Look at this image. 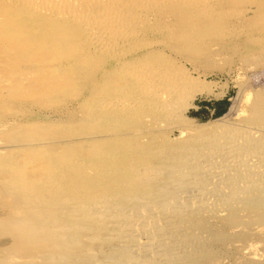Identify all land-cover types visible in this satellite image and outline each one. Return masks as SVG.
<instances>
[{
  "label": "bare ground",
  "instance_id": "6f19581e",
  "mask_svg": "<svg viewBox=\"0 0 264 264\" xmlns=\"http://www.w3.org/2000/svg\"><path fill=\"white\" fill-rule=\"evenodd\" d=\"M200 1L204 0H0V45L17 47L20 42L27 45V35L36 30L33 33H42L31 39L29 45L65 49L74 42L66 36L67 30L73 28L80 30L87 47L98 51L113 40L117 41L113 44H124L134 36H141L147 30L145 24L161 16L164 8L175 17L184 16L187 12L182 11L183 6L188 10ZM203 9L200 14L196 10L198 15L189 14L187 23L201 25L211 18L208 9L201 14L206 11ZM86 17L89 23L83 20ZM261 17L264 18V13ZM189 36L191 41L196 38ZM155 69L132 72L136 81L144 82L135 90H148L145 85L153 87L157 81L162 85L164 73L168 72L160 67ZM142 77H147V81ZM179 86H174L175 91L153 87L149 94L176 92ZM166 89L169 91L165 92ZM163 95V104L151 103L155 104L151 108L163 117H177L173 124L179 129L178 137H169L166 130L172 125L162 127L161 122L159 127L148 123L125 131L111 129L97 135L83 132L77 137L28 145L35 150H47L39 153L41 157L54 151L61 160L59 165L55 160L54 164L32 162L23 169L29 172L24 177L32 180L41 174L51 175L46 188L53 190L59 186L68 195L58 201L51 198L57 214H52L50 207L39 208L34 217L38 222L32 214L34 223L23 221L16 225L19 248L24 251L25 243L34 248L25 254L24 259L33 260L30 264H192L194 258L202 256L216 260L203 244L201 218H223L231 225H264V92L254 94L251 104L247 102L248 115L240 123L195 124L206 129L202 132L196 126L189 128L182 123L176 116L179 107L173 112L176 114L169 112L174 110L172 105L178 92L175 96ZM114 105H120L114 98L99 103L100 109ZM51 144L60 147L44 148ZM29 198L36 203L34 196ZM222 234L212 236L219 238ZM92 245L97 246V256ZM37 259L40 261H34Z\"/></svg>",
  "mask_w": 264,
  "mask_h": 264
},
{
  "label": "rangeland",
  "instance_id": "374dc122",
  "mask_svg": "<svg viewBox=\"0 0 264 264\" xmlns=\"http://www.w3.org/2000/svg\"><path fill=\"white\" fill-rule=\"evenodd\" d=\"M262 1L204 0L196 7H187L188 10L193 9L192 12L183 6L182 11L187 13L184 16L177 14L176 17L164 8L161 14L159 12L161 16L157 15L150 24H145L147 30L141 36L130 38L128 43L119 42V45L113 44L117 41L112 39L114 42H109H113V45L106 44L107 47L103 46L98 51L87 47L80 30L73 28L67 30L66 36L74 42L65 49L29 45L31 39L42 33H33L36 30L27 35V45L24 42L17 44V47L0 45V264H30L33 260L24 259L25 254L34 248L28 247L30 244L25 241L24 251H30L24 252L19 248V227L16 229V225L23 221L38 222L34 217L40 209L52 208L53 199L58 201L67 198L59 186H53V190L46 188L51 175L41 174L32 180L24 177L29 172L23 169L32 162L37 165L42 162L54 164L55 160L59 165L61 160L54 155V151L47 157H41L39 153L47 150H35L29 144L47 139L77 137L83 132L97 135L111 129H117L113 132L125 131L148 123L159 127L161 122L162 127L172 125L168 126L166 133L175 138L180 135L179 129L173 124L177 119L173 112L178 107L176 116L189 128H197L201 122L215 121L231 126L240 123L248 115L252 96L264 92ZM194 8L198 9L199 14L203 8L206 11H201V14L208 9L211 18L201 25L194 22L193 25L192 21L187 23L189 14H197ZM86 19L83 20L89 23L90 19ZM190 33H196V36ZM189 35L192 39L196 38L191 41ZM159 67L168 72L164 73L166 79H162L165 85L157 81L152 84L153 87L157 89L163 86L175 91V87L181 85L176 92L159 95L160 91L157 90L158 94H149L152 91L149 89L153 88L149 85H145L149 89L143 92L135 90L139 84L141 88L144 82L135 80L134 70L146 72L147 69L159 70ZM144 79L147 81L148 78ZM177 90L182 92L180 97H177ZM201 92L212 94L208 96ZM163 94L176 95L177 98L172 105L174 110L169 111L173 116H164L166 119L151 108L153 103L164 101ZM185 97L190 100L191 106H185L189 104L188 101L183 104L186 102ZM113 98L121 106H103L100 109L99 103ZM148 98H153L150 99L153 102ZM223 101L227 102L224 112L216 114L210 104ZM59 147L58 144H51L44 148L55 150ZM31 196L37 199V204L30 200ZM51 213L58 212L52 208ZM32 214L35 221L31 219ZM199 223L205 239L203 244L217 259L202 256L194 258L192 264H264L263 224L259 227L254 223L231 225L226 219L211 216H204ZM217 232L223 234L219 238L213 237ZM91 248L97 256V246L92 245ZM34 261L39 262L40 259Z\"/></svg>",
  "mask_w": 264,
  "mask_h": 264
},
{
  "label": "trees",
  "instance_id": "16d2710c",
  "mask_svg": "<svg viewBox=\"0 0 264 264\" xmlns=\"http://www.w3.org/2000/svg\"><path fill=\"white\" fill-rule=\"evenodd\" d=\"M226 104L227 102H215L210 104L212 106V109H214V111H216V114H221L224 112V109L226 108ZM209 105V104H207Z\"/></svg>",
  "mask_w": 264,
  "mask_h": 264
}]
</instances>
